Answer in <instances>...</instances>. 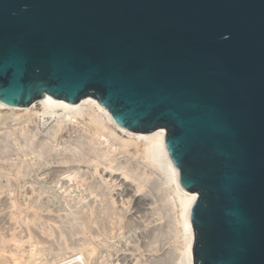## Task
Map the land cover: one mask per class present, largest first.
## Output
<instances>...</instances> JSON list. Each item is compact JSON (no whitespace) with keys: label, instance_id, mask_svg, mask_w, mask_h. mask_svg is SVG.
<instances>
[{"label":"water","instance_id":"1","mask_svg":"<svg viewBox=\"0 0 264 264\" xmlns=\"http://www.w3.org/2000/svg\"><path fill=\"white\" fill-rule=\"evenodd\" d=\"M90 95L167 130L193 264H264V0H0V100Z\"/></svg>","mask_w":264,"mask_h":264},{"label":"rangeland","instance_id":"2","mask_svg":"<svg viewBox=\"0 0 264 264\" xmlns=\"http://www.w3.org/2000/svg\"><path fill=\"white\" fill-rule=\"evenodd\" d=\"M35 109L0 111V238L25 240L37 264L82 248L85 264H185L187 237L172 185L150 172L138 149L114 152L115 142L102 143L85 113L59 123ZM69 167L72 177L63 170ZM5 242L0 264L23 262L16 243ZM77 254L75 264H84Z\"/></svg>","mask_w":264,"mask_h":264},{"label":"bare ground","instance_id":"3","mask_svg":"<svg viewBox=\"0 0 264 264\" xmlns=\"http://www.w3.org/2000/svg\"><path fill=\"white\" fill-rule=\"evenodd\" d=\"M58 107H61L63 109V111L59 112V113L56 112ZM5 108H10L12 110H15V109L28 110V109L36 108L37 110L35 109L33 111H35V113L37 115L39 114L38 116H40V118H41V116H43L45 118H49V119L55 118L59 123H63L66 121L67 122L72 121L75 118L77 119L79 114L85 113L89 116L90 121L89 120L88 121L97 127V130H96L97 133L96 134L100 137V140L102 141V143L110 142L111 139L115 142L114 144H112V147H115L114 148L115 150H113V148L110 149L111 147H109L110 150H113L114 152L117 153L118 151H121L120 149H122V153H125V151H128L132 147L137 148L138 150H136V151H137V153H139L140 157L142 158V163H144L145 166L150 168V172L155 173L156 175L161 177V179L163 180L164 183H169L172 185V190H173L172 192H174L172 194H174V201L178 207V213H179L178 219H179L180 227H181L182 231H184V234L187 237V252L185 254V260L184 261H185V264H193L192 248H193V242H194V230H193V225L191 222V209H192L194 202L198 198V193L189 191L181 185L180 168L173 162V160L170 157V154L168 152V148L166 146L167 130L165 128L159 127L153 131H148V132L134 131V130L127 129L124 126H122L121 124H119L114 119L110 110H108L105 106H103L98 101V99H96L95 97H93L91 95L82 98L80 101H78L76 103H71V102H68V101L63 100V99L54 100L50 97H40V98H37L36 100H34L31 104L26 105V106L10 105V104L0 100V111H1V109H5ZM40 123H42V122H40ZM65 124H67V123H65ZM54 129H56V128H54ZM92 138H95V137H92ZM100 140H98V141H100ZM101 141L99 142V144L101 143ZM37 143H39V142H37ZM43 143H44L43 146L45 144H46V146L50 145V144L47 145V143H45L44 141H43ZM96 143H98V142H96ZM111 143H110V145L107 143V145L111 146ZM0 145H1V143H0ZM1 146H3V145H1ZM28 146H29V143H28ZM31 146H32V144L30 143L29 147H31ZM43 146H42V149L49 151V147H47L48 148L47 149L46 147L43 148ZM104 148H106V147L104 146L102 149L104 150ZM42 149H39V150L42 151ZM109 149L107 148L108 151H109ZM116 149L118 151H116ZM124 149H126V150L123 152ZM43 152H44V150H43ZM118 155H120V154H118ZM20 160H22V159L20 158ZM60 163L61 164L62 163L67 164L68 161H65V160L62 161L61 160ZM59 170H61V169H59ZM63 170L67 174L68 177H72L75 173L73 168H72V170H73L72 171L70 167L63 169ZM112 170H114V169H112ZM124 174L126 176H129V174L127 172H124ZM76 176H78V175H76ZM139 186H141V183L139 184ZM12 214H14V213H12ZM5 241H14L16 243V245L21 249V251L18 252L17 257L19 258V257L23 256L24 260H23V262L20 261L21 262L20 264H37L36 263V257H38V255L35 257L34 252H32L30 250L27 251V249H25V247H24L25 240L23 241L22 239L15 238V237L11 238L10 240H7L5 237H2V235H1V238H0V251L1 252H2V245H3L2 243H6ZM32 243H34V242L32 241ZM32 243H29V244L32 245ZM27 245L28 244H26V246ZM22 247H24V249ZM35 249H32V250H35ZM82 250H83V248L80 249L79 252L82 253L81 254L82 255L81 257L83 260L82 263L85 264V261L87 259L85 257H87V256H85V257L83 256ZM26 251H27V253H26ZM40 251H41V249H40ZM79 252H76L73 255H69V256H66L64 258H61L55 262H52V263H47V262L45 263L44 262L43 264H71L72 262H74V264H75V261L77 263L79 262L78 260L80 258L78 259V257H77V255H78L77 253H79ZM84 254H85V252H84ZM89 254H90V252H89ZM55 259H57V258H55ZM37 260H39V259H37ZM87 260H89V258ZM13 264H19V263L15 261Z\"/></svg>","mask_w":264,"mask_h":264}]
</instances>
